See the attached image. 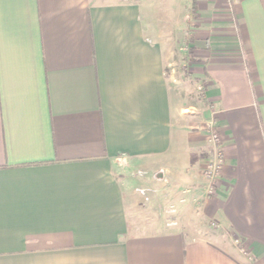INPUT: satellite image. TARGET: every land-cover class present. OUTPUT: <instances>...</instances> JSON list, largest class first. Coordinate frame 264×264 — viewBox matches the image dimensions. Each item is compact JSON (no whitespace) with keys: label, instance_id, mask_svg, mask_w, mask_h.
I'll list each match as a JSON object with an SVG mask.
<instances>
[{"label":"crops","instance_id":"1","mask_svg":"<svg viewBox=\"0 0 264 264\" xmlns=\"http://www.w3.org/2000/svg\"><path fill=\"white\" fill-rule=\"evenodd\" d=\"M0 264H264V0H0Z\"/></svg>","mask_w":264,"mask_h":264},{"label":"built area","instance_id":"2","mask_svg":"<svg viewBox=\"0 0 264 264\" xmlns=\"http://www.w3.org/2000/svg\"><path fill=\"white\" fill-rule=\"evenodd\" d=\"M211 140L216 146L212 156L206 160L203 168L204 176L209 180L208 192L213 194L217 191V185L221 180V176L224 168V155L220 148V132L215 126H211ZM172 210H175V206H172Z\"/></svg>","mask_w":264,"mask_h":264},{"label":"rangeland","instance_id":"3","mask_svg":"<svg viewBox=\"0 0 264 264\" xmlns=\"http://www.w3.org/2000/svg\"><path fill=\"white\" fill-rule=\"evenodd\" d=\"M190 68L189 67H186V66H184V65H182V66H178L177 65V73H181L182 74V76H184V79H183V85H184V87H186L187 88V92H188V96L186 97L187 98V100H188V102H190V103H196V105H197V101L198 100H203L202 99V92L204 91L205 92V88H204V86H203V84H202V82H201V80H200V78L199 77H197V76H193L191 73H190ZM197 83L199 84V88H197ZM204 96H205V93H204ZM198 99V100H197ZM191 110H193V111H195V112H198V106H194V107H192L191 108ZM189 110H186L185 112H188ZM212 155H209L208 157H207V159L209 158V157H211ZM206 159V160H207ZM209 181V180H208ZM169 210H171V211H174V210H172V206L169 208ZM204 225H206V226H209V227H214L213 225H212V221H210V222H208V223H206V224H204ZM215 228V227H214Z\"/></svg>","mask_w":264,"mask_h":264},{"label":"trees","instance_id":"4","mask_svg":"<svg viewBox=\"0 0 264 264\" xmlns=\"http://www.w3.org/2000/svg\"><path fill=\"white\" fill-rule=\"evenodd\" d=\"M204 93H205V92L203 91V92H202V94H203V95H202V99H203L204 101H206V97L204 96Z\"/></svg>","mask_w":264,"mask_h":264}]
</instances>
